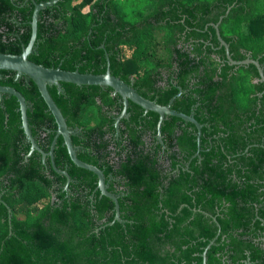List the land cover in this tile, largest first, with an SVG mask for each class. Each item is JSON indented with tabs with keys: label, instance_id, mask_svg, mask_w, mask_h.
<instances>
[{
	"label": "trees",
	"instance_id": "1",
	"mask_svg": "<svg viewBox=\"0 0 264 264\" xmlns=\"http://www.w3.org/2000/svg\"><path fill=\"white\" fill-rule=\"evenodd\" d=\"M0 0V51L20 54L35 3ZM145 1L144 4L141 2ZM264 0H60L41 10L35 51L46 67L112 74L144 97L194 114L197 127L129 102L113 88L62 82L49 91L70 128L77 166L63 136L51 156L31 154L16 96L0 97V264H264ZM104 45V47H102ZM258 80V81H257ZM0 84L26 97L37 144L50 151L58 128L37 84L0 70ZM69 187L67 189L66 187Z\"/></svg>",
	"mask_w": 264,
	"mask_h": 264
},
{
	"label": "water",
	"instance_id": "2",
	"mask_svg": "<svg viewBox=\"0 0 264 264\" xmlns=\"http://www.w3.org/2000/svg\"><path fill=\"white\" fill-rule=\"evenodd\" d=\"M60 0H48V1H42L39 3H35V8L32 15V34L30 41L27 46H25L20 54H12V53H3L0 51V70H14L16 71L17 76L25 74L27 77L32 78L34 82L37 84L40 93L42 97L44 98L45 102L48 105L49 110L54 115V118L57 122L58 128L56 131V135L52 141L51 148L49 152L44 151L36 142L35 137L33 136L32 130L30 128L29 119H28V108L29 104L26 100V97L17 90L13 86H7V85H1L0 84V97L2 98L3 93H9L11 95H14L17 97L20 107L19 110L21 111L22 115V121H23V127L25 130V133L27 135V138L31 142V151L30 154L37 150L41 152L43 161L46 162L47 156H51V161L54 169L64 174L67 177V182H71V177L67 170H62L56 166L55 160H54V149L58 140V137L61 135L64 138V143L67 146L69 155L72 159V161L79 167L85 168L87 170H90L94 172L98 176V189H100L102 195H106L109 198L113 199L115 202V216L114 219L107 223V225H112L115 223V221L124 222V219L121 218L120 215V205L118 201V195L115 193L109 191V184L106 182L104 171L99 168L98 166L88 163L78 157V149L79 147H75L72 140V135L75 134V131H73L68 123L67 120L54 100L53 96L51 95L49 91L50 85H56L58 87V90L61 91V83L62 82H71L77 85H101V86H109L113 88L115 93H119L123 98V109L120 115L116 118V127L119 131V123L123 117H128V107L130 100L135 102L136 104L140 105L145 109V111H155L159 113V121H158V134L157 137L159 141L163 144V136H162V123L164 121V118L166 115H173L182 118L183 120L187 122H192L197 127V138H198V151L197 155L199 154L201 150V133L203 124H201L195 117L194 114H186L177 110L172 109V104L177 96L181 95L183 93V89L180 88L179 92L173 96L168 104L162 105L157 103L155 100L148 99L137 92V90L131 85L126 83L123 79L120 77L112 74L111 68H110V60L109 55L107 54V70L104 73H83L79 70H65L60 67H46L42 64L36 63L29 59V55L32 54L35 51V43L37 39V33H38V20H39V14L41 10L53 6ZM215 27L217 29V35L219 37V40L226 48L227 58L229 59L231 64H248L253 63L257 66L259 71V81L264 83V69L261 66L260 62L257 59L254 58H246L243 60H234L230 54V48L227 42L222 38L220 30H219V23L215 24ZM104 47V45L102 46ZM258 81V80H257ZM69 189L68 185L66 187ZM1 199V197H0ZM214 243V240H212L206 247V249L203 252V263L207 264V250L209 247Z\"/></svg>",
	"mask_w": 264,
	"mask_h": 264
},
{
	"label": "flooded vegetation",
	"instance_id": "3",
	"mask_svg": "<svg viewBox=\"0 0 264 264\" xmlns=\"http://www.w3.org/2000/svg\"><path fill=\"white\" fill-rule=\"evenodd\" d=\"M73 131H75V134H78L79 133V129L78 128H71ZM74 135V134H73ZM75 147H78V146H75ZM79 149H80V147H79ZM78 149V150H79ZM78 153V152H77ZM44 162V161H43ZM46 163H47V159H46ZM51 163H52V161H51Z\"/></svg>",
	"mask_w": 264,
	"mask_h": 264
},
{
	"label": "rangeland",
	"instance_id": "4",
	"mask_svg": "<svg viewBox=\"0 0 264 264\" xmlns=\"http://www.w3.org/2000/svg\"><path fill=\"white\" fill-rule=\"evenodd\" d=\"M142 4H144L145 3V1H143V2H141Z\"/></svg>",
	"mask_w": 264,
	"mask_h": 264
}]
</instances>
